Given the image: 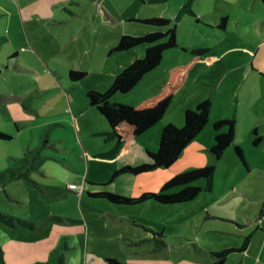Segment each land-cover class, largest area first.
Returning <instances> with one entry per match:
<instances>
[{
    "label": "rangeland",
    "instance_id": "obj_1",
    "mask_svg": "<svg viewBox=\"0 0 264 264\" xmlns=\"http://www.w3.org/2000/svg\"><path fill=\"white\" fill-rule=\"evenodd\" d=\"M180 1L169 0L167 4L143 7L139 0H0V133L11 137L7 141L0 140V171L7 167H20L25 163L17 160L25 156L28 159L41 158L40 168L44 169L42 172L29 170L28 178L37 184L25 178L0 184V212L32 223L35 227L34 230L12 229L0 223V247L5 264L47 262L52 251L63 255L62 264H102L106 258H114L123 264H197L206 261L195 253L186 239L180 240L175 234L197 239L201 233V222L197 219L203 204L209 203L221 188L236 183L247 174L243 166L244 175L242 172L238 174L228 156L222 157L215 168V192L200 193L192 208L155 202L118 205L94 194L136 198L143 188L153 190L148 193H157L159 187L152 180L158 179L159 173L173 171L175 176L187 169L180 172L172 168L174 166L157 168L138 176L123 174L110 181L112 172L108 170V163L113 158L89 159L86 162L89 176L105 179L106 183H100L102 187L92 186L87 193H82L80 189L77 194L59 195L56 192L64 190L61 182L75 179L62 172L61 168L69 173L72 171L62 165L61 160L67 158L74 161V153H63L54 149L57 148L55 145L53 148L45 145V141L58 139H26L31 138L33 133L40 136L43 130L40 133L35 121L58 109L60 98L57 90L60 87L57 78L67 76L70 69L85 70L87 76L75 83L67 82L68 87L77 95L88 89L103 90L111 76L130 64L138 53L140 57L143 54L142 46L108 54L115 43L113 35H118L122 29L126 32L135 27L126 18L137 10L145 12L148 9L160 17L175 14ZM206 2L194 0L193 5L201 13L211 9ZM209 2L213 3L215 12L231 11V18L237 13L263 11L261 0ZM225 26L226 23L222 28L206 26L192 17H184L177 25L181 43L190 40L192 44L204 42L210 46L207 54L210 55L209 62L198 64L202 70L213 66L217 55H231L229 49L233 34ZM186 48L180 45L178 49L186 51ZM222 68L220 65L209 70L217 73ZM257 87L261 98L256 95ZM250 88L251 93L245 87L238 91L232 87L228 90L226 80L222 79L214 89V95L221 103L225 94L229 95L227 104L232 109L241 105L261 112V104L264 103L263 73L255 75ZM134 93L131 91L124 95L130 99ZM234 93L237 96L232 97ZM257 100L260 101L256 104ZM259 127L264 134V121L259 123ZM242 129L234 138L240 144L242 139H251L245 137L246 127ZM53 130L58 131V128ZM251 135L252 139L256 138L253 133ZM90 142L92 149L99 150L104 145L101 141L96 144L93 140ZM68 146L69 142L66 143ZM190 146L191 143L187 147ZM37 147L40 148L39 153L35 151ZM230 149L234 153V146L225 153H229ZM207 155L208 152L205 157ZM143 156L148 161L146 153L143 152ZM234 156L232 161H239L235 153ZM31 164L32 161L26 165L29 167ZM82 176L78 173L79 181H82ZM194 184L202 186L203 181ZM76 186H82L81 182ZM139 223L154 226L156 234L164 237L166 246L162 249L158 243L155 244L152 234L143 231ZM67 246L76 249L71 250ZM159 248L162 251L156 252Z\"/></svg>",
    "mask_w": 264,
    "mask_h": 264
},
{
    "label": "crops",
    "instance_id": "obj_2",
    "mask_svg": "<svg viewBox=\"0 0 264 264\" xmlns=\"http://www.w3.org/2000/svg\"><path fill=\"white\" fill-rule=\"evenodd\" d=\"M139 1L143 7L153 4L150 3L149 0ZM188 1L189 0H181L175 14H168V16L163 17L175 16ZM193 1L194 0H191L193 15L184 14L181 16L179 23L184 17H192L206 24V26L215 25L219 28L218 25L221 19L225 18V29L227 28L233 34L231 39L232 46L230 47L231 49H229L231 55H229V57H225L221 54L217 55V57L213 59V66L208 67L209 69H212L215 66L221 65L223 68L217 73H211L212 70H202V68L198 67V64L201 62L202 64L209 62L210 55L208 56L207 54L210 51V46L204 44V42L202 44H192V41L190 40L181 43L180 39H178L179 47L180 45L187 47L186 51L176 48L164 52L159 66L143 76L140 82L132 89L135 93L130 99L121 94H116L112 97L111 101L113 103L135 106L141 99L151 97L158 93L161 84L166 80L167 73L171 68L189 63L191 60V50L207 49V54L195 64L189 73L183 88L176 94L166 110L165 115L155 126L142 135L122 143L114 156L101 157L100 155L107 153L115 146V142H104L101 137L102 133L109 131V126L106 120L89 105L86 93L91 90L101 93L102 91H106L116 75L109 78L104 88H102L103 90L88 89L83 91L81 95L79 93L77 95L76 91H72L67 85V82H73L70 80L68 74L71 70H85L70 69L67 76L57 78L60 87L57 90L60 98L57 105L58 109H54L51 111V114L42 116L39 121H35L38 125V130L40 133L43 130V133H41L40 136H36L33 133L31 134V138L26 139H58L51 140L50 142L45 141V145L52 148L55 145L57 148L54 147V149L63 153L73 152L75 155L74 161L68 160L67 158L61 160L62 165L69 168L72 172L69 173L62 168L61 170L75 179L62 181L61 183L64 185V190L58 191L56 194H77L76 191L69 190L67 186L69 184L77 185L80 182L82 184V186H80L82 193H87L92 186L102 187L103 185L100 183H106L105 179L101 180L89 176V172L87 173L86 171L87 160L95 158H113V161L108 163V170L112 172V174L115 170L125 165L137 166L148 163L143 156V152L155 151L161 130L169 124H172L175 127H182L183 114L186 110L194 109L204 100H210L211 110L208 124L191 142V146L184 149L180 158L172 168H175L178 171H184L185 169L199 168L211 164L208 155L207 157L205 156L206 152L214 144L215 132L213 130V123L218 120L233 118L236 123L235 134L240 130L243 131L242 128L246 127L247 130L245 129V131H247V133L245 137L248 138L249 136V138H251L242 139V145L238 140L234 139L232 145L241 148L244 156V164L237 160L232 161V158H235V156L231 149L229 153H225L230 147L224 152L222 157L228 156L230 164L233 165L238 174H241L242 172L244 175V169L242 166L247 170V174L244 176L242 175L243 177L236 183H230L227 187H224V189L221 188L209 203L203 204L199 219H197L199 223L201 222V233L198 235L197 239H189L182 234L175 235L177 238H180V240L186 239L194 249L195 253H197L200 258L206 260L197 264H209L210 259L206 254L220 252L226 249H236V251L229 253L223 264H264V218L261 217L262 211L264 210V134L259 131V123L264 121V103L261 101V105H263L261 112H257L256 110L253 111L252 107H244L241 105V109H232L231 107H228L227 104V102H229V95L225 94L222 103L219 102L214 95V89H216L222 79L226 80L228 90L232 87L238 91L245 87V89L247 91L249 90L251 93L250 86H253L255 75L264 74V0H261L263 11L261 10L253 13L243 12L246 14L237 13L236 15H233L234 17L232 18L230 17V14L232 13L231 11L215 12L213 10V3H210L211 1L209 2V0H207L206 5L207 7H211V9L199 13L194 7ZM168 2L169 0L165 3L167 4ZM141 12L142 11L137 10L135 11V14L126 18V20L134 23L135 27L126 32L122 29L118 35L117 33L114 34L113 41L115 43L111 45L109 50L116 45L117 41L123 35L138 36L152 31L150 27H146V25L141 24L140 21L149 17L160 16L153 13L151 9ZM230 19L234 21L235 26L231 23ZM228 20L230 22L229 24ZM123 24H125L124 20ZM141 48L144 54V49L143 47ZM136 58H140L139 53L135 58H132L131 62ZM207 89H210V91L207 92ZM256 95L261 98V91L258 87L256 89ZM235 96H237V94L234 93V96L232 97ZM236 99H238V97L234 98L235 101ZM257 101L256 104L259 103L260 100ZM54 128H58V131L53 130ZM252 133L259 138L257 144H254L255 138L252 139ZM76 139H78V141H76ZM91 140H93L95 144L101 141L104 145L99 150H97V148L92 149ZM68 142L70 143V146L66 147V143ZM77 142L80 146H78ZM39 150L40 148L37 147L35 151L39 153ZM22 159H27L28 162H23L21 161ZM22 159H18L17 161L25 164L16 168L20 169L22 172H26L27 177L30 169L39 172L44 170L43 168H40L41 158L28 159L25 156ZM31 161L32 164L27 167L26 164ZM217 162H213L215 168ZM8 168L12 167H7L6 169ZM163 172L164 173H159L160 177L158 179L156 178L152 180L154 185H158L159 189L164 182L169 180L174 174L173 171ZM78 173L83 174L82 181H79ZM28 179L32 181L31 183L37 184L33 179ZM213 189L214 188H212V191L214 193L215 189ZM149 191L153 192V190H150L149 188H143L140 195ZM212 191L203 193H212ZM147 202L153 201H146L141 204ZM193 204H195L194 200L188 204L175 205L192 208L194 206ZM208 220L213 222H208ZM139 225L142 227L143 231L147 233L152 234L157 231L152 225H145L142 223H139ZM165 229H162V231H165ZM151 239L155 244L158 243L153 234ZM67 248L71 250L76 249L74 246H67ZM161 251L162 250L159 252Z\"/></svg>",
    "mask_w": 264,
    "mask_h": 264
},
{
    "label": "trees",
    "instance_id": "obj_3",
    "mask_svg": "<svg viewBox=\"0 0 264 264\" xmlns=\"http://www.w3.org/2000/svg\"><path fill=\"white\" fill-rule=\"evenodd\" d=\"M149 1L153 4H161L168 0ZM191 6V0H189L175 16L149 17L140 21L141 24L152 28V31L138 36L123 35L116 45L109 50L108 54L111 55L115 52L129 51L142 46L144 54L142 57L136 58L130 64L124 66L113 78L111 85L105 92L101 93L91 90L86 93L89 105L106 120L109 126V131L102 133L101 137L104 142H115V146L107 153L100 155L101 157L114 156L122 143L142 135L155 126L165 115L176 94L183 88L195 64L207 54V49L191 50V60L189 63L171 68L167 73L166 80L161 84L158 93L141 99L135 106H127L111 101L112 97L116 94L124 95L131 92L143 76L156 69L162 60L164 52L179 48L177 24L184 14L193 15ZM225 23L226 19L222 18L218 26L222 28ZM68 75L71 81L77 82L86 76V72L71 70ZM210 110L211 102L208 99L199 103L194 109L186 110L183 114L182 127H175L169 124L161 130L155 151H146L148 163L137 166H122L113 172L110 181L123 174L138 176L157 168L168 169L172 167L180 158L184 149L206 127L209 121ZM235 129L236 123L233 118L214 122V144L207 151L211 164L178 173L165 181L157 193L145 192L136 198H125L108 193L94 194V196L104 198L114 204L128 206L138 205L146 201H153L160 205L188 204L195 200L200 193L212 191L215 177L213 162L219 161L224 152L233 145ZM10 139V136L0 133L1 141ZM258 142L259 138L256 137L254 144ZM234 153L238 160L244 164L241 148L235 146ZM21 161L28 162L27 159H22ZM26 175V172H22L18 168H8L0 172V184L21 178L32 182ZM198 181H203V185H193V183ZM0 223L13 229L27 228L34 230L35 228L32 223L1 212ZM152 234L159 246L163 248L165 246L163 242L164 237L156 233ZM160 250L159 248L156 252ZM234 251L236 249H226L220 252L208 253L206 256L210 259L209 264H223L226 256ZM62 262L63 255L57 251H52L47 262L38 264H62ZM0 264H5L1 247ZM104 264L123 263L114 258H106Z\"/></svg>",
    "mask_w": 264,
    "mask_h": 264
},
{
    "label": "built area",
    "instance_id": "obj_4",
    "mask_svg": "<svg viewBox=\"0 0 264 264\" xmlns=\"http://www.w3.org/2000/svg\"><path fill=\"white\" fill-rule=\"evenodd\" d=\"M67 188H68L69 190H73V191H78V190H80V187H78V186H76V185H74V184H69V185L67 186ZM80 191H81V190H80ZM261 217L264 218V210H263V212H262V214H261Z\"/></svg>",
    "mask_w": 264,
    "mask_h": 264
}]
</instances>
